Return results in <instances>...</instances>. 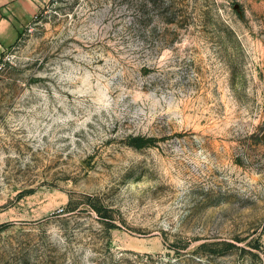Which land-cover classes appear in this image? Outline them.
<instances>
[{
	"label": "rangeland",
	"instance_id": "374dc122",
	"mask_svg": "<svg viewBox=\"0 0 264 264\" xmlns=\"http://www.w3.org/2000/svg\"><path fill=\"white\" fill-rule=\"evenodd\" d=\"M0 264H264V0L41 12L0 61Z\"/></svg>",
	"mask_w": 264,
	"mask_h": 264
},
{
	"label": "crops",
	"instance_id": "0c3cea01",
	"mask_svg": "<svg viewBox=\"0 0 264 264\" xmlns=\"http://www.w3.org/2000/svg\"><path fill=\"white\" fill-rule=\"evenodd\" d=\"M55 0H0V61L35 17L49 9Z\"/></svg>",
	"mask_w": 264,
	"mask_h": 264
},
{
	"label": "built area",
	"instance_id": "2783aa9c",
	"mask_svg": "<svg viewBox=\"0 0 264 264\" xmlns=\"http://www.w3.org/2000/svg\"><path fill=\"white\" fill-rule=\"evenodd\" d=\"M38 16H39V14L35 17V21L38 19ZM35 21H34V22H35Z\"/></svg>",
	"mask_w": 264,
	"mask_h": 264
},
{
	"label": "bare ground",
	"instance_id": "6f19581e",
	"mask_svg": "<svg viewBox=\"0 0 264 264\" xmlns=\"http://www.w3.org/2000/svg\"><path fill=\"white\" fill-rule=\"evenodd\" d=\"M38 218H42V215H39Z\"/></svg>",
	"mask_w": 264,
	"mask_h": 264
},
{
	"label": "trees",
	"instance_id": "16d2710c",
	"mask_svg": "<svg viewBox=\"0 0 264 264\" xmlns=\"http://www.w3.org/2000/svg\"><path fill=\"white\" fill-rule=\"evenodd\" d=\"M140 143H143V142H140ZM138 146H141V144H139Z\"/></svg>",
	"mask_w": 264,
	"mask_h": 264
}]
</instances>
